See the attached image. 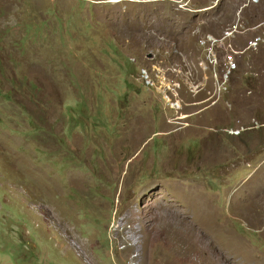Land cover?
I'll return each instance as SVG.
<instances>
[{"label": "rangeland", "instance_id": "rangeland-1", "mask_svg": "<svg viewBox=\"0 0 264 264\" xmlns=\"http://www.w3.org/2000/svg\"><path fill=\"white\" fill-rule=\"evenodd\" d=\"M263 19L0 0V264H264ZM235 25L225 82L202 41Z\"/></svg>", "mask_w": 264, "mask_h": 264}, {"label": "built area", "instance_id": "built-area-1", "mask_svg": "<svg viewBox=\"0 0 264 264\" xmlns=\"http://www.w3.org/2000/svg\"><path fill=\"white\" fill-rule=\"evenodd\" d=\"M258 1L259 0H253L254 3ZM236 26L237 25L233 27L231 33L224 32L221 38L207 39V37L204 36L202 41L204 42V51H207V55L209 56V60H210V65H212L213 69L222 65L221 74H223V77L225 78V82L228 81L231 73H233V72H227V64L229 63V55H232L230 52L231 46L229 45V40L232 39V34ZM258 28L260 30H264V19L258 24ZM227 36L229 37V40L224 43L223 41L226 39ZM263 45H264V37H259L257 41H250V39H248V41L246 42V49L256 50ZM221 46L223 47L222 51L220 49ZM221 53H225L226 56L219 57ZM140 80L142 86H144L145 88H149L146 78H140Z\"/></svg>", "mask_w": 264, "mask_h": 264}, {"label": "bare ground", "instance_id": "bare-ground-1", "mask_svg": "<svg viewBox=\"0 0 264 264\" xmlns=\"http://www.w3.org/2000/svg\"><path fill=\"white\" fill-rule=\"evenodd\" d=\"M229 38H226L223 42L225 43L226 42V40H228ZM202 52L204 53V54H206L203 50H202ZM229 62H232V63H234L232 60H229ZM233 70V69H232ZM232 70H230V71H232ZM151 77H153V76H151ZM221 78H222V76H221ZM154 79V78H153ZM155 80V79H154ZM156 82V81H155ZM158 86V85H157ZM155 91H156V89H154Z\"/></svg>", "mask_w": 264, "mask_h": 264}, {"label": "water", "instance_id": "water-1", "mask_svg": "<svg viewBox=\"0 0 264 264\" xmlns=\"http://www.w3.org/2000/svg\"><path fill=\"white\" fill-rule=\"evenodd\" d=\"M149 57H151V55H148Z\"/></svg>", "mask_w": 264, "mask_h": 264}]
</instances>
